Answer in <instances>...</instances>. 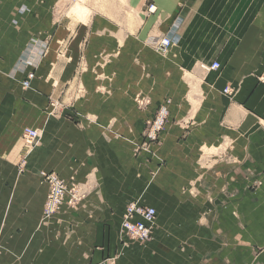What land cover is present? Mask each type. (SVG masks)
I'll return each mask as SVG.
<instances>
[{
  "label": "crops",
  "instance_id": "0c3cea01",
  "mask_svg": "<svg viewBox=\"0 0 264 264\" xmlns=\"http://www.w3.org/2000/svg\"><path fill=\"white\" fill-rule=\"evenodd\" d=\"M58 2L0 0V264H264V0H127L84 21ZM173 27L167 55L150 49ZM42 171L82 202L43 219ZM135 201L156 210L142 246L118 233Z\"/></svg>",
  "mask_w": 264,
  "mask_h": 264
},
{
  "label": "built area",
  "instance_id": "2783aa9c",
  "mask_svg": "<svg viewBox=\"0 0 264 264\" xmlns=\"http://www.w3.org/2000/svg\"><path fill=\"white\" fill-rule=\"evenodd\" d=\"M155 7L150 5L148 13H154ZM176 27L169 31L168 36L150 38L149 44L158 54L166 55L168 50L175 44ZM174 37V39L172 38ZM219 64L214 62L210 65L211 70H217ZM33 75L29 74L24 86L27 87ZM224 93H230V86L224 89ZM169 111L167 105L160 106L156 117L148 123L145 135L144 146L155 142L159 137L164 125L167 123ZM24 143L27 148L35 145L37 133L31 129H26L23 135ZM26 149V148H25ZM42 181L47 185L48 192L44 204L43 219L53 217L62 207L74 208L84 199V193L77 185L68 183L54 173H41ZM156 220V210L152 207L131 202L126 205L121 216L119 233L123 241H130L138 244H145L152 240L153 228Z\"/></svg>",
  "mask_w": 264,
  "mask_h": 264
},
{
  "label": "rangeland",
  "instance_id": "374dc122",
  "mask_svg": "<svg viewBox=\"0 0 264 264\" xmlns=\"http://www.w3.org/2000/svg\"><path fill=\"white\" fill-rule=\"evenodd\" d=\"M76 0H59V2H58V4L56 5V18L57 19H61L62 18V16H59V14L57 15V13H59V12H61V9H62V7H71V4H74V2H75ZM126 1V2H125ZM62 2V4H60ZM83 3H84V5L85 6H87L88 7V9H90V10H92V12H94V13H103V14H106V15H108V16H110V7H112V6H117V9L119 10V14H127V12H126V10H125V6L124 5H127V0H84L83 1ZM152 5V4H151ZM150 5H148L147 6V8L149 7ZM154 6V5H153ZM116 9V10H117ZM89 10V11H90ZM146 12H147V9H146ZM91 13V12H90ZM74 15H72V16H69L68 18L69 19H73L74 21H77L76 20V18H75V16L73 17ZM127 16H128V14H127ZM67 18V19H68ZM125 18H128V17H125ZM124 18V19H125ZM130 19H132V16H131V18ZM168 34H170L169 32L168 33H166V34H164L163 35V37L164 36H166V35H168ZM155 37H157V36H155ZM162 37V36H161ZM147 44V43H146ZM149 46V45H148ZM150 47V49H152L151 48V45L149 46ZM153 50V49H152ZM154 51V50H153ZM155 52V51H154ZM156 53V52H155ZM158 54V53H157ZM206 67H209V66H206ZM206 67H204V68H206ZM29 74H32L33 75V77H32V79H30V82H29V87H27V88H24L23 87V83H25L26 81H27V77H28V75ZM35 77V74H34V72H30V71H27L26 73H25V79H23L22 80V82H21V88L23 89V90H28L30 87H31V81L33 80V78ZM136 103L138 104V105H147L148 104V101L147 100H145V99H141V98H137L136 99ZM59 104V101L56 99L55 101H51L50 102V106L51 107H53L54 105H58ZM167 105V107H168V111H169V107H170V105H171V100L170 99H165L162 103H160L158 106H157V108L155 109V111L153 112V114H152V117H151V119H150V121L151 120H153L155 117H156V115H157V112H158V110H159V108H160V106H162V105ZM55 106V107H56ZM168 119H169V116H168ZM149 121V122H150ZM148 122V123H149ZM167 122V121H166ZM148 123L146 124V127H145V129H144V131H143V134H142V138H143V142L140 144V146L138 147L140 150H142V149H147V147L148 146H150V145H153V144H157L158 142H159V140H160V135H161V133H162V131L160 132V134H159V137L155 140V142H152L150 145H148L147 147L146 146H144L143 145V143L144 142H146V137H145V135H146V132H147V129H148ZM165 126V125H164ZM164 128V127H163ZM26 129H32V130H35V128H30V127H25L24 129H23V131H22V142H23V156H22V159H21V161H20V163L18 164V172L19 173H22L23 172V170H24V167H25V165H26V156H28V154L29 153H27V151L28 150H30V149H32V147L34 146H32L31 148H27L26 146H25V143H24V139H23V132L26 130ZM163 130V129H162ZM37 133H38V131L37 130H35ZM38 139H39V133H38ZM37 142V141H36ZM26 148V149H25ZM41 173H47V172H41ZM41 173H40V175H39V177H40V183L41 184H43V185H45L46 187H47V185L42 181V177H41ZM61 178V177H60ZM47 192H48V188H47ZM47 196V195H46ZM46 200V199H45ZM135 202H137V203H139L138 201H135ZM45 204V203H44ZM141 205V204H140ZM62 208H64V207H62ZM61 208V209H62ZM65 208H67V207H65ZM60 209V210H61ZM59 210V211H60ZM58 211V212H59ZM43 212H44V206H43ZM42 212V213H43ZM57 212V213H58ZM56 213V214H57ZM55 214V215H56ZM48 219V218H47ZM120 223H121V219H120ZM155 226H157V224H156V220H155V224H154V228H153V231H154V229H155ZM119 229H120V225H119V228H118V233H119ZM119 236H120V239H122L121 237V235H120V233H119ZM126 242H129V243H133V244H138V243H134V242H130V241H126ZM147 243H149V242H147ZM147 243H145V244H138V245H146Z\"/></svg>",
  "mask_w": 264,
  "mask_h": 264
},
{
  "label": "bare ground",
  "instance_id": "6f19581e",
  "mask_svg": "<svg viewBox=\"0 0 264 264\" xmlns=\"http://www.w3.org/2000/svg\"><path fill=\"white\" fill-rule=\"evenodd\" d=\"M83 1L84 0H76L75 2H74V4H71V7H69V9H68V12H67V14H69V15H74L75 16V18H76V20H78V21H84L87 17H88V9H87V7L84 5V3H83ZM155 7V6H154ZM155 9H156V7H155ZM156 11V10H155ZM73 16V17H74ZM169 35V34H168ZM168 35H166V36H168ZM173 39H174V37H172ZM154 50V49H153ZM170 50V49H169ZM169 50H168V52H167V54L169 53ZM157 53V52H156ZM166 54V55H167ZM159 55L160 56H165V55H162L161 53H159ZM219 67H220V65H219ZM208 68L210 69V66L209 67H206V68H204L205 70H208ZM23 87L24 88H27V87H29V84H28V86L27 87H25L24 86V83H23ZM228 94V93H227ZM32 130V129H31ZM33 131H35V130H33ZM36 132V131H35ZM37 133V132H36ZM23 135H24V132H23ZM37 138H38V133H37ZM158 138V137H157ZM124 243V242H123Z\"/></svg>",
  "mask_w": 264,
  "mask_h": 264
}]
</instances>
